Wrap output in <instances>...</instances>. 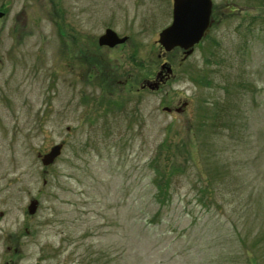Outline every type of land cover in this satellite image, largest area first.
I'll list each match as a JSON object with an SVG mask.
<instances>
[{
  "label": "rangeland",
  "instance_id": "374dc122",
  "mask_svg": "<svg viewBox=\"0 0 264 264\" xmlns=\"http://www.w3.org/2000/svg\"><path fill=\"white\" fill-rule=\"evenodd\" d=\"M211 2L182 60L172 0H0V264H264V0Z\"/></svg>",
  "mask_w": 264,
  "mask_h": 264
},
{
  "label": "water",
  "instance_id": "95a60500",
  "mask_svg": "<svg viewBox=\"0 0 264 264\" xmlns=\"http://www.w3.org/2000/svg\"><path fill=\"white\" fill-rule=\"evenodd\" d=\"M212 11L211 0H172V19L169 26L165 27L158 33L157 43L160 48L169 53L174 49L182 52L183 59H186L193 52L194 47L199 44L210 27V16ZM4 16L0 12V19ZM127 41V37H119L111 29H106L104 33L98 37L97 46L114 48L122 45ZM171 73L169 64L164 63L160 69ZM150 90L156 89L155 84L146 85ZM186 106L183 103L181 107ZM165 112H170L169 108H163ZM179 112L180 109H175ZM62 145L57 144L51 149L40 155L41 165L47 167L61 154ZM37 209V201H30L26 208L29 215H33Z\"/></svg>",
  "mask_w": 264,
  "mask_h": 264
},
{
  "label": "flooded vegetation",
  "instance_id": "af4514ba",
  "mask_svg": "<svg viewBox=\"0 0 264 264\" xmlns=\"http://www.w3.org/2000/svg\"><path fill=\"white\" fill-rule=\"evenodd\" d=\"M3 10H5V6H4V8H2ZM4 13V15H6V13L5 12H3ZM179 52V51H178ZM181 52V51H180ZM180 60H181V58H180ZM164 63H167V64H169L168 62H167V60H163L162 62H161V64H160V66L162 65V64H164ZM160 66H159V70L155 73V75H154V77H152V78H150L149 80H146V81H143L142 82V84L140 85V90H145V89H149L146 85H148V84H155L156 86H157V90L156 91H158V90H160L161 89V87H163L164 85H166L167 84V82L170 80V78L171 77H173V72H172V69H171V73H168L167 71H166V69L164 68V70L162 69H160ZM170 68H171V66H170ZM148 82H151V83H148ZM150 90V89H149ZM187 106V105H186ZM186 106L184 107V108H186ZM184 108H182V109H184ZM182 111V110H181Z\"/></svg>",
  "mask_w": 264,
  "mask_h": 264
},
{
  "label": "trees",
  "instance_id": "16d2710c",
  "mask_svg": "<svg viewBox=\"0 0 264 264\" xmlns=\"http://www.w3.org/2000/svg\"><path fill=\"white\" fill-rule=\"evenodd\" d=\"M180 169L181 167H175L173 166L172 168H155V178H154V182H155V186L157 189V200L156 202L159 205H163L164 204V200H160V196L163 195L165 193V189H164V183L166 180H168V178H170L171 176H173V170L171 169Z\"/></svg>",
  "mask_w": 264,
  "mask_h": 264
}]
</instances>
